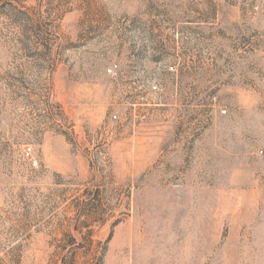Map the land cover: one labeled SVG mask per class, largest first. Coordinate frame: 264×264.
Segmentation results:
<instances>
[{
    "label": "rangeland",
    "instance_id": "rangeland-1",
    "mask_svg": "<svg viewBox=\"0 0 264 264\" xmlns=\"http://www.w3.org/2000/svg\"><path fill=\"white\" fill-rule=\"evenodd\" d=\"M0 264H264V0H0Z\"/></svg>",
    "mask_w": 264,
    "mask_h": 264
},
{
    "label": "built area",
    "instance_id": "built-area-1",
    "mask_svg": "<svg viewBox=\"0 0 264 264\" xmlns=\"http://www.w3.org/2000/svg\"><path fill=\"white\" fill-rule=\"evenodd\" d=\"M107 71H108V72H111V71H112V69H107Z\"/></svg>",
    "mask_w": 264,
    "mask_h": 264
}]
</instances>
